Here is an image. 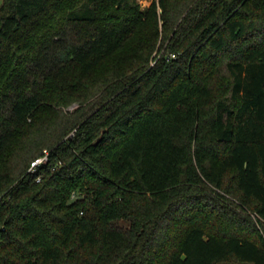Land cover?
<instances>
[{
	"label": "trees",
	"instance_id": "trees-1",
	"mask_svg": "<svg viewBox=\"0 0 264 264\" xmlns=\"http://www.w3.org/2000/svg\"><path fill=\"white\" fill-rule=\"evenodd\" d=\"M236 260L264 264V0H0V264Z\"/></svg>",
	"mask_w": 264,
	"mask_h": 264
},
{
	"label": "built area",
	"instance_id": "built-area-1",
	"mask_svg": "<svg viewBox=\"0 0 264 264\" xmlns=\"http://www.w3.org/2000/svg\"><path fill=\"white\" fill-rule=\"evenodd\" d=\"M50 158V149L44 148L43 152L36 156L29 166V171L36 173V180L41 181L43 173L40 171L41 167L48 163ZM54 168V167H52Z\"/></svg>",
	"mask_w": 264,
	"mask_h": 264
},
{
	"label": "rangeland",
	"instance_id": "rangeland-1",
	"mask_svg": "<svg viewBox=\"0 0 264 264\" xmlns=\"http://www.w3.org/2000/svg\"><path fill=\"white\" fill-rule=\"evenodd\" d=\"M141 2H142V4L143 5H148V4H150L151 3V1L152 0H140ZM210 192H213V193H215L216 195H218L219 196V194L216 192V191H218L215 187H213V186H210L209 187V189H208ZM220 190V189H219ZM220 192H221V194L223 195V199H225L226 201H228V202H231L232 200H231V198H232V196H231V194L230 193H228V192H226V191H224V190H220ZM221 196V195H220ZM232 202H234V201H232ZM231 202V203H232ZM236 202V201H235ZM241 209V208H240ZM252 215V214H251ZM253 216V215H252ZM219 264H254V262L253 261H249V260H236V261H221V262H219Z\"/></svg>",
	"mask_w": 264,
	"mask_h": 264
}]
</instances>
